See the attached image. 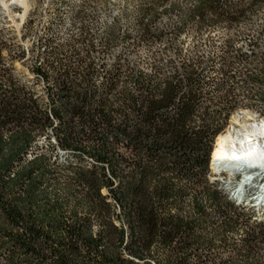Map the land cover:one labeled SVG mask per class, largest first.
<instances>
[{"label":"rangeland","instance_id":"rangeland-1","mask_svg":"<svg viewBox=\"0 0 264 264\" xmlns=\"http://www.w3.org/2000/svg\"><path fill=\"white\" fill-rule=\"evenodd\" d=\"M28 1L25 18L23 6L0 2V80H9L14 88L26 86L37 100L38 114L50 113L57 76L68 70L73 81L86 78L84 89L101 93L104 85H115L114 94L126 85L132 89L141 75L155 84H173L180 96L161 112L169 118L148 129L156 134L155 157L169 166V175L173 177V165H181L183 178L174 173L166 182H176L183 197L161 210L168 227L144 252L131 254L126 246L119 250L122 229L130 242L136 225L142 242L153 237L152 224L142 214L133 218L110 194L109 177L119 185L121 176L90 152L66 148L56 128L47 124L34 131L27 147L18 142L11 149L0 148L1 177L13 180L38 173L37 178H52L33 195L36 200L46 196V201L27 203L22 184L1 181L0 213L7 200L18 215L37 213L33 224L43 229L33 244L48 257L56 247L70 257L85 255L89 264H264V203L258 196L264 184H253L242 200L234 201L241 177L210 170L220 134L232 125L264 121V0ZM193 85L197 90H191ZM10 132L4 136L15 134ZM11 153L16 158L11 160ZM38 157L88 171V179H98L101 198L84 204L78 195L92 191V185L68 190L74 183L71 169L37 166ZM185 171L195 178L186 177ZM208 189L219 199H207ZM3 216L10 226L0 227V264H45L17 244L29 234L25 225L16 224L6 212ZM175 218L191 222L177 227L171 224ZM74 226H83L86 236L104 239L92 252L83 241L73 245Z\"/></svg>","mask_w":264,"mask_h":264},{"label":"trees","instance_id":"trees-1","mask_svg":"<svg viewBox=\"0 0 264 264\" xmlns=\"http://www.w3.org/2000/svg\"><path fill=\"white\" fill-rule=\"evenodd\" d=\"M143 78L144 75H141V78L137 79L134 88L131 89L126 85L114 94L115 85H104L102 93L91 89V87L84 89V84L87 83L86 78L83 82H77L71 79L69 70L60 72L56 79L57 89L53 96V106L50 113L44 114H38L37 108H35L37 100L26 86H15L14 88L10 84L8 86L9 82L7 81L9 80H0V148L11 149L18 142L21 148L27 147L28 138L38 130L37 128L52 124V127L56 128L59 141L66 148L83 154L90 152L98 162L109 165L114 174L116 172L122 177V183L119 185L115 179L109 177L110 194L129 211L133 218L136 214H142L154 229L153 237L144 239L142 242H139L136 236V225L131 231L130 242L126 239L127 233L122 229L123 236L119 250L126 246L131 254H133L132 252L138 254L144 252L153 240L157 239V233L165 231L169 222H166L165 214H162L161 210L173 205V202H177L183 197L176 182H166L170 178H175L174 173L177 174L176 177L183 178L181 165H173V170H171L174 172L172 173L173 177L171 174L169 175L167 172L169 166L158 162L155 157L154 153L157 150L152 144V138L156 134L151 133L148 129L151 123L160 124L161 120L169 118L167 115L163 116L161 112L170 104H176L177 97L180 96L179 92L169 82L155 84ZM191 90H197V87L193 85ZM8 132L15 134L7 138L4 135ZM137 152L140 153L137 154ZM134 153L137 155L135 156ZM23 154L25 155V153ZM21 156L16 159L15 164L20 161ZM10 158L11 160L16 158V154L11 153ZM42 159L36 158L34 164L37 166L44 164L59 172L70 168V166H58V163L52 164ZM70 173L72 177L70 179L74 180V183L68 184V190L84 188L86 184L92 185V191L82 192L78 195L82 196L84 204H89L90 199L97 202V199L101 198L97 178L88 179L90 173L88 171L80 172L78 169H71ZM184 173L190 179L195 178L194 173L186 171ZM91 174H95L94 171ZM37 175L38 173H29L27 176L12 180L2 174L0 182L6 183L10 180L15 185L22 184L20 189L26 193L25 201L41 203L45 202L47 197H40L36 200L33 199V195H36V192L41 188L46 187L52 178L48 174L44 178H37ZM84 179H86L85 183ZM175 192L177 193L171 198L170 194ZM224 195L227 196L225 191ZM206 198L219 199L218 195L210 192L209 189ZM56 201L62 203L63 199H56ZM229 201L231 202L230 199ZM2 202L1 206L8 216H11L16 224L25 225L27 233L31 235L28 237L29 234L25 233L23 239L17 241V244L24 246L32 257L41 258L45 264H89L85 255L75 254L70 257L56 247H51L49 251L51 254L48 257L47 253L33 244L36 237H40L43 229L40 223L33 224L37 213L22 212L21 215H18L16 211L10 209V200ZM234 205L236 204L234 203ZM3 214L0 213V227L7 228L10 225L5 221ZM190 222H183L182 219L175 218L171 224L178 227L187 226ZM73 231L76 236L70 243L78 246L77 244L81 245L83 241L84 247L86 246L90 252L94 251L95 245L104 239V237L86 236V229L83 226H74ZM7 235L10 236V233ZM79 236L82 237L79 238ZM67 250L70 252V245L66 246ZM111 250H114L113 246H110L107 255L109 263L113 261V251ZM110 253L112 254L110 255ZM126 264H135V262L128 261Z\"/></svg>","mask_w":264,"mask_h":264},{"label":"bare ground","instance_id":"bare-ground-1","mask_svg":"<svg viewBox=\"0 0 264 264\" xmlns=\"http://www.w3.org/2000/svg\"><path fill=\"white\" fill-rule=\"evenodd\" d=\"M0 2L6 7L14 3L23 6V18L30 12L28 0H11L10 4L6 0ZM211 169L216 173L225 172L237 180L241 177L231 197L234 201L242 200L244 191L253 187V184H264V121L232 125L227 133L220 135L212 156ZM259 191L261 193L258 196L263 197L259 202L264 203V189L259 188Z\"/></svg>","mask_w":264,"mask_h":264}]
</instances>
